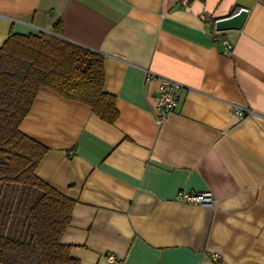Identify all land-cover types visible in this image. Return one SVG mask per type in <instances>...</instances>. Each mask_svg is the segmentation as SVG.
Masks as SVG:
<instances>
[{
	"label": "crops",
	"instance_id": "obj_1",
	"mask_svg": "<svg viewBox=\"0 0 264 264\" xmlns=\"http://www.w3.org/2000/svg\"><path fill=\"white\" fill-rule=\"evenodd\" d=\"M240 8V29H214ZM57 20L62 38L103 56L118 112L109 123L42 86L19 125L47 148L36 175L75 201L60 238L72 257L264 264V0H0V47ZM146 71L180 85L160 125ZM179 190L214 200L181 203Z\"/></svg>",
	"mask_w": 264,
	"mask_h": 264
},
{
	"label": "trees",
	"instance_id": "obj_2",
	"mask_svg": "<svg viewBox=\"0 0 264 264\" xmlns=\"http://www.w3.org/2000/svg\"><path fill=\"white\" fill-rule=\"evenodd\" d=\"M52 33H11L0 47V264H79L61 242L75 201L39 178L47 148L19 125L40 87L88 104L115 122L114 97L103 91V56Z\"/></svg>",
	"mask_w": 264,
	"mask_h": 264
},
{
	"label": "built area",
	"instance_id": "obj_3",
	"mask_svg": "<svg viewBox=\"0 0 264 264\" xmlns=\"http://www.w3.org/2000/svg\"><path fill=\"white\" fill-rule=\"evenodd\" d=\"M222 43L225 47V51L229 53L232 50V45L227 40H222ZM157 78L158 80V87H157V95L155 98L156 103V118L155 122L157 125H160L163 123V121L166 119L169 112L173 110V108L176 106V97L175 92L179 88V83L176 81L164 77L161 75H154V73L150 71H146V78ZM248 111H245L241 108H237V114L238 116H241L242 114H245ZM174 199L181 203H187V204H209L213 202V196L209 192H193V191H185V190H179L175 194Z\"/></svg>",
	"mask_w": 264,
	"mask_h": 264
},
{
	"label": "water",
	"instance_id": "obj_4",
	"mask_svg": "<svg viewBox=\"0 0 264 264\" xmlns=\"http://www.w3.org/2000/svg\"><path fill=\"white\" fill-rule=\"evenodd\" d=\"M247 16V10L240 8L236 13L226 17L218 18L214 21L216 31L240 29Z\"/></svg>",
	"mask_w": 264,
	"mask_h": 264
}]
</instances>
